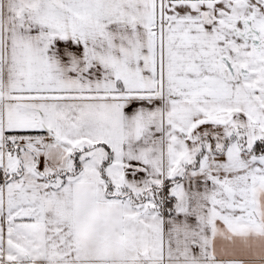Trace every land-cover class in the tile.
I'll return each mask as SVG.
<instances>
[{
  "label": "snow or ice",
  "instance_id": "obj_1",
  "mask_svg": "<svg viewBox=\"0 0 264 264\" xmlns=\"http://www.w3.org/2000/svg\"><path fill=\"white\" fill-rule=\"evenodd\" d=\"M0 264H264V0H0Z\"/></svg>",
  "mask_w": 264,
  "mask_h": 264
}]
</instances>
